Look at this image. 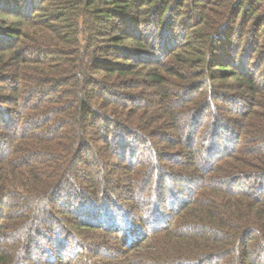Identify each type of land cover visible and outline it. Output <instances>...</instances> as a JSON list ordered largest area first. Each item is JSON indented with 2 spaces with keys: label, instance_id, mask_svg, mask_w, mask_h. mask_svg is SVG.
Listing matches in <instances>:
<instances>
[{
  "label": "trees",
  "instance_id": "trees-1",
  "mask_svg": "<svg viewBox=\"0 0 264 264\" xmlns=\"http://www.w3.org/2000/svg\"><path fill=\"white\" fill-rule=\"evenodd\" d=\"M0 264H264V0H0Z\"/></svg>",
  "mask_w": 264,
  "mask_h": 264
},
{
  "label": "rangeland",
  "instance_id": "rangeland-1",
  "mask_svg": "<svg viewBox=\"0 0 264 264\" xmlns=\"http://www.w3.org/2000/svg\"><path fill=\"white\" fill-rule=\"evenodd\" d=\"M156 195L160 197V195L157 192H156ZM163 197L166 198L165 201L162 202V200H161V202H158L157 204L154 203L155 201H158V199H155V196L154 195H153V201L151 199L148 202L144 201L145 206L149 209L148 216L142 222L143 223V227H145V230L148 228V225L150 223H152L153 220L156 219V216H155V212L154 211L156 210V212H157V209H156L157 206H159V209H161L162 211H165V212H166V210L169 209L168 206H171V207L174 206V205L172 206L170 204V202L173 200V196H172L171 193L168 194V195H166V196H163ZM159 200H160V198H159ZM151 226H153V225H150L149 228H151Z\"/></svg>",
  "mask_w": 264,
  "mask_h": 264
}]
</instances>
